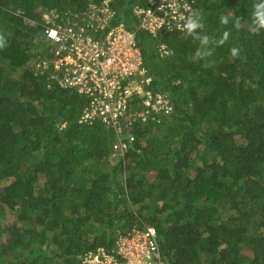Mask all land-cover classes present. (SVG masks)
I'll return each mask as SVG.
<instances>
[{"label":"trees","instance_id":"1","mask_svg":"<svg viewBox=\"0 0 264 264\" xmlns=\"http://www.w3.org/2000/svg\"><path fill=\"white\" fill-rule=\"evenodd\" d=\"M104 1L0 0V264H81L144 225L163 264H264V31L248 30L260 0L194 1L212 53L203 58L184 30L140 27L134 10L148 0H108L110 27L135 33L149 87L174 105L120 132L80 122L87 98L34 69L56 48L38 38L42 13L65 22ZM119 137L128 147L113 158Z\"/></svg>","mask_w":264,"mask_h":264},{"label":"built area","instance_id":"2","mask_svg":"<svg viewBox=\"0 0 264 264\" xmlns=\"http://www.w3.org/2000/svg\"><path fill=\"white\" fill-rule=\"evenodd\" d=\"M148 1L149 7L134 11L143 15L140 27L152 33L161 28L181 32V17L194 15L195 0ZM107 2L101 8L89 6L86 12L74 13L65 22L58 14L42 13L38 38L50 41L56 48L49 59L36 61L35 72L46 74L52 68L60 73L63 87L87 98L82 122L98 119L116 132L136 119L159 123L161 117L174 110L171 98L149 87L151 78L145 76L135 33L122 24L110 27L113 11ZM159 53L165 57L170 51L160 45ZM127 138L133 140L130 134ZM127 147L119 137L111 157L123 158ZM159 255L156 229L151 225L133 226L125 234L116 233L114 249L88 251L81 264H163Z\"/></svg>","mask_w":264,"mask_h":264},{"label":"clouds","instance_id":"3","mask_svg":"<svg viewBox=\"0 0 264 264\" xmlns=\"http://www.w3.org/2000/svg\"><path fill=\"white\" fill-rule=\"evenodd\" d=\"M172 6H176V5H172ZM181 19L184 20V24L182 25V30H184L189 36H192L195 40H198L199 44L201 45V47L197 49V55L200 56L201 58L211 55L212 54L211 50L207 47H204L209 44L210 42L209 37L207 35H200L196 31L197 29H203L204 27L202 23V18L196 15H193V16H188V17L182 16ZM239 19L240 18L235 17L234 26L237 28L240 26ZM220 23L227 25L229 23V17L221 16ZM163 25L164 24L161 23L160 26H163ZM248 30L250 33H253V34H259L261 31H264V0H260L259 3H256V2L253 3L252 12L250 14V23L248 25ZM228 36H229V33L225 31L223 33V37L220 43L222 44L226 42L228 39ZM6 46H7V40L5 38V35L0 33V48H4ZM229 51L233 57H237L239 55L240 49L238 47H232L230 48ZM82 112H81V115H82ZM81 115H80V118H81ZM80 118H79V121H80Z\"/></svg>","mask_w":264,"mask_h":264}]
</instances>
